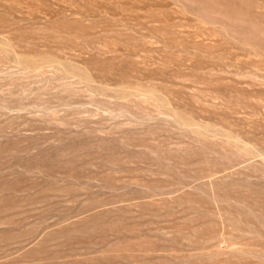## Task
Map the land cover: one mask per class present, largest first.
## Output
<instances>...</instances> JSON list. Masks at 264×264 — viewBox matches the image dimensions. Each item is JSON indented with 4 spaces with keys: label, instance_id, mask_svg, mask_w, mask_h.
<instances>
[{
    "label": "rangeland",
    "instance_id": "374dc122",
    "mask_svg": "<svg viewBox=\"0 0 264 264\" xmlns=\"http://www.w3.org/2000/svg\"><path fill=\"white\" fill-rule=\"evenodd\" d=\"M0 264H264V0H0Z\"/></svg>",
    "mask_w": 264,
    "mask_h": 264
}]
</instances>
